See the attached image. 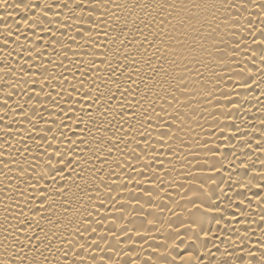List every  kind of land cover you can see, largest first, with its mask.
Listing matches in <instances>:
<instances>
[{
	"label": "bare ground",
	"instance_id": "obj_1",
	"mask_svg": "<svg viewBox=\"0 0 264 264\" xmlns=\"http://www.w3.org/2000/svg\"><path fill=\"white\" fill-rule=\"evenodd\" d=\"M18 3L0 264H264V0Z\"/></svg>",
	"mask_w": 264,
	"mask_h": 264
},
{
	"label": "snow or ice",
	"instance_id": "obj_2",
	"mask_svg": "<svg viewBox=\"0 0 264 264\" xmlns=\"http://www.w3.org/2000/svg\"><path fill=\"white\" fill-rule=\"evenodd\" d=\"M72 0H69V3H71ZM76 3L77 5L79 4V0H76ZM18 7H24L25 9H27L29 7V5H24L23 4V0H19V3L17 4ZM48 7H51V5H48ZM77 31H79V29H77ZM114 39L113 38V42H114ZM262 39H264V37H262ZM81 72H83L84 70L81 69L80 70ZM66 79V77H65ZM81 83H83V78H81ZM97 88H99V85H97ZM78 93L79 92H83V89L82 88H78L76 90ZM69 96H71V93H69ZM115 97V93L112 94V98ZM85 98L87 99V94L85 93ZM61 99H63V97H61ZM76 103H79V96H77L76 98ZM92 103H100V97L99 95L95 96V97H92ZM69 108H72V105L70 104L69 105ZM64 112H65V115L68 114V109H64ZM90 114V113H88ZM41 119H43V116L41 114ZM61 119V124H55V120L53 119L50 123L46 121V124H47V127L44 129V132L47 133L48 135H51L52 139L55 140L56 139V134L52 132V128L53 126H55L59 132V135L64 137L65 139H67V136H66V133L64 132L63 128L61 127L62 124H64V121L62 118ZM77 123H79L81 117H77ZM75 141H73L74 143ZM49 143V146L51 147V141H48ZM60 152H61V159H63V150L62 149H58ZM57 172L61 173V175H63V169L60 168V169H56ZM49 175H51V173H49ZM41 203H43L41 201Z\"/></svg>",
	"mask_w": 264,
	"mask_h": 264
}]
</instances>
